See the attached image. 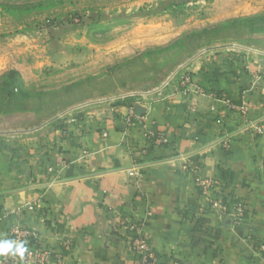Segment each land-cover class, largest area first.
<instances>
[{"label": "crops", "instance_id": "1", "mask_svg": "<svg viewBox=\"0 0 264 264\" xmlns=\"http://www.w3.org/2000/svg\"><path fill=\"white\" fill-rule=\"evenodd\" d=\"M214 59L187 66L205 95L173 77L133 103L131 125L124 104L0 134V242L23 224L62 254L52 264H139L129 226L141 222L162 264H264L252 242L264 243V136L254 129L264 126V63ZM198 177L244 199V219L204 209Z\"/></svg>", "mask_w": 264, "mask_h": 264}, {"label": "rangeland", "instance_id": "2", "mask_svg": "<svg viewBox=\"0 0 264 264\" xmlns=\"http://www.w3.org/2000/svg\"><path fill=\"white\" fill-rule=\"evenodd\" d=\"M214 58L264 63V0H0V85L13 71L20 86L0 97V134L133 106Z\"/></svg>", "mask_w": 264, "mask_h": 264}, {"label": "built area", "instance_id": "3", "mask_svg": "<svg viewBox=\"0 0 264 264\" xmlns=\"http://www.w3.org/2000/svg\"><path fill=\"white\" fill-rule=\"evenodd\" d=\"M179 89L187 93H195L205 95L206 90L199 83L194 81L189 72H185L180 76ZM229 108L239 110L246 114L248 108L247 104L243 103L241 106H236L230 100L223 98ZM128 125L132 124L134 119H138L136 111L129 106ZM255 131L264 136V126L255 125ZM157 143H168V139L162 135H156L153 138ZM131 178H137L139 169L133 167L129 170ZM196 185L204 198V209L211 211L219 216L231 218L235 223L241 222L247 210V203L244 199L234 197L226 194L218 179L208 177H198ZM131 232V246L132 251L139 255V264H162L159 257L152 245L150 236L143 228V224L132 223L129 226ZM39 234L36 230L23 225L14 224L5 240L0 242V264H52L59 261L62 257L61 253L54 252L53 250L46 249L40 244ZM255 246L256 257L264 261V243L252 240ZM63 250L71 247L72 242L69 239L62 240ZM170 264H182L179 260H173Z\"/></svg>", "mask_w": 264, "mask_h": 264}, {"label": "trees", "instance_id": "4", "mask_svg": "<svg viewBox=\"0 0 264 264\" xmlns=\"http://www.w3.org/2000/svg\"><path fill=\"white\" fill-rule=\"evenodd\" d=\"M241 21H242L241 19H234L232 21H228L227 23H224L218 26L207 28L199 32L191 33L187 36L191 38H196V39H204V40L209 39L211 41L213 39V36L215 37L217 33L224 31L227 28H232L233 26H235ZM14 82H15L14 72L11 71L6 77V82L4 83V85H0L1 100H2V96L6 101H9V102L14 100V97L16 95L15 92L20 87L19 85L14 84ZM1 100H0V104L2 105Z\"/></svg>", "mask_w": 264, "mask_h": 264}]
</instances>
